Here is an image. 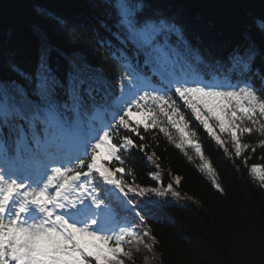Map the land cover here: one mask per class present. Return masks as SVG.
I'll list each match as a JSON object with an SVG mask.
<instances>
[{
    "label": "snow or ice",
    "instance_id": "6c2138e0",
    "mask_svg": "<svg viewBox=\"0 0 264 264\" xmlns=\"http://www.w3.org/2000/svg\"><path fill=\"white\" fill-rule=\"evenodd\" d=\"M109 3L116 17L117 31L112 35L125 48L131 46L138 64L142 55L143 66L151 73L129 71L132 65L122 52L128 61L126 75L120 80V95L111 106L93 103V114L89 116L80 94L87 83L84 91L92 97L93 78H85L86 65L69 75L67 92L71 104L58 103L55 90L64 85L53 75L46 47L41 50L34 76H25L12 66L28 82L31 96L15 80L0 82V160L6 151L7 128L16 137V160L32 169L23 180L11 169L8 175L0 171V264H124L122 257L131 255L127 245L140 236L127 216L120 213L139 218L143 226L142 209L155 203L145 197L149 193L164 196L172 186L146 188L127 181L122 153L132 149L146 152L143 133L150 130L158 129L171 140L164 126L166 120L179 133L176 147L183 150L187 145L194 149L201 161L200 170L213 175L212 165L201 144L195 141V133L189 130V120L181 107L190 111L226 154L230 143L236 159L250 148L255 151L252 145L242 142L245 134L259 133L262 139L258 146L264 148V97L258 95L250 77L244 79L253 73V61L259 54L251 35L244 36L249 43L243 54L237 48L227 66L216 62L218 67H226L224 83L204 82L192 63L203 62L199 51L192 48L172 19L162 13L145 15L146 6L137 0ZM57 21L65 24L63 19ZM102 26L111 32L107 24ZM253 26L264 35V18L254 21ZM255 74L260 75L259 69ZM233 75L238 78L235 82ZM152 77H157L159 83L153 84ZM261 81L264 90V76ZM173 89L182 106L170 95ZM109 107L113 109L111 120L106 121L103 113ZM113 128L124 130L119 143ZM225 136L229 138L227 143ZM133 137L141 143L137 144ZM22 149L27 153L26 161L21 159ZM250 171L264 182V168L252 166ZM150 178L162 184L159 172L150 173ZM175 183H180V177L175 178ZM213 185L220 187L214 176ZM133 197L142 203L138 205ZM143 235L150 233L145 230ZM85 237L88 243L82 244L81 238Z\"/></svg>",
    "mask_w": 264,
    "mask_h": 264
},
{
    "label": "trees",
    "instance_id": "16d2710c",
    "mask_svg": "<svg viewBox=\"0 0 264 264\" xmlns=\"http://www.w3.org/2000/svg\"><path fill=\"white\" fill-rule=\"evenodd\" d=\"M137 2L146 6L145 15L162 13L182 28L185 39L203 59L202 63H192L206 77L218 73L224 79L226 67L222 69L216 62L227 66L229 56L237 48L243 54L249 43L244 36L251 35L259 54L253 61V73L244 79L250 77L258 95L264 97L261 90L264 35L253 26L254 21L264 18V0ZM57 18L65 24H59ZM115 23L109 0H0V82L15 80L31 96V87L19 73L34 76L41 50L46 47L53 75L64 85L55 90L57 102L68 95L69 75L76 73L71 63L77 69L87 66L85 78H93L90 83L94 99L101 98L95 87L107 90L108 98L113 101L118 79L115 58L122 57V52L131 57V48H125L112 35L117 31ZM256 69L260 75L255 74ZM237 79L232 76V82ZM87 87L86 83L81 91ZM181 110L189 120V130L195 133V141L201 144L205 158L212 165L213 175L200 170L201 161L194 149L187 145L183 150L176 147L180 143L179 133L166 120L164 126L171 140L158 129L143 133L141 128L147 149L143 153L137 149L122 153L125 179L146 188L171 184L181 198H175L177 202H165L162 210L148 207L142 210L145 224L136 223L140 239L133 238L127 245L131 255L122 257L124 264H264V182L250 171L252 166L264 168V148L258 146L262 137L256 132L245 134L242 142L252 145L255 151L250 148L236 159L230 143L226 154L189 110L183 107ZM4 133L7 143L15 142V135L8 134L5 128ZM116 134L119 143L124 130ZM133 139L141 143L137 137ZM228 139L225 136L226 143ZM149 155L153 156L152 160L147 159ZM155 172L161 175V185L150 178V173ZM177 176L179 184L175 183ZM213 176L219 189L213 185ZM114 206L119 210L118 205ZM145 230L150 235L144 236Z\"/></svg>",
    "mask_w": 264,
    "mask_h": 264
},
{
    "label": "rangeland",
    "instance_id": "374dc122",
    "mask_svg": "<svg viewBox=\"0 0 264 264\" xmlns=\"http://www.w3.org/2000/svg\"><path fill=\"white\" fill-rule=\"evenodd\" d=\"M158 187H160V188H165L166 186H158ZM150 188H155V187H150ZM173 192L176 193V195H173ZM168 193H171V194H168ZM168 193H167V194L169 195V197H170L171 200L174 199V198H181V197H180V194H179L178 192H175V189L173 188V186H172V191H170V192H168ZM167 194L164 195V196L157 197V196H155V195L149 193L148 196L145 197V199H146V200H150V199H161V198H164V199H165V197L167 196ZM181 204H184L183 199H182V201H181ZM188 205H190V206H191V205H195V203L188 202Z\"/></svg>",
    "mask_w": 264,
    "mask_h": 264
}]
</instances>
